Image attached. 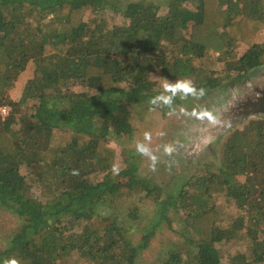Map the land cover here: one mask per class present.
I'll use <instances>...</instances> for the list:
<instances>
[{"label": "trees", "instance_id": "1", "mask_svg": "<svg viewBox=\"0 0 264 264\" xmlns=\"http://www.w3.org/2000/svg\"><path fill=\"white\" fill-rule=\"evenodd\" d=\"M125 1L0 0V209L18 221L0 264H136L174 212L188 247L173 246L162 264H264L263 119L228 134L215 173H186L170 188L137 179L133 165L115 174L108 146L132 134L128 106L160 96L155 75L200 93L264 66V0H167L163 15L157 2ZM108 9L124 23L96 19ZM124 189L154 205L136 243L99 212ZM216 196L234 200L235 216L225 219ZM231 243L240 249L221 254Z\"/></svg>", "mask_w": 264, "mask_h": 264}, {"label": "rangeland", "instance_id": "2", "mask_svg": "<svg viewBox=\"0 0 264 264\" xmlns=\"http://www.w3.org/2000/svg\"><path fill=\"white\" fill-rule=\"evenodd\" d=\"M143 1L159 3V15H163L168 4L167 0ZM122 2L117 3L116 7L120 9L121 5L124 7ZM90 16L91 14L88 13L85 19L90 20ZM96 19H106L109 27L124 23L122 12L114 13L113 9L100 12ZM256 42H264V33L257 35ZM245 49L244 46H239L235 50V57L243 54ZM206 60L212 61L208 57L195 64L204 65L202 62ZM232 60L233 58L229 62ZM32 72L33 67L27 66L19 75L14 87L8 92L11 100L17 101L20 98L23 84L32 77ZM262 75H264V66L252 70L244 77L232 72L230 78L225 79L216 89L200 93H194L187 81L162 80L155 75L153 79L157 81L156 89L159 90L157 93L160 96L153 98L150 103L128 106L132 134L130 137L120 138L111 136L108 140V146L116 150L115 174L133 165L136 168L137 179L151 180L156 185L164 188L169 185L170 188L179 178L183 179L186 173L188 179L192 176L215 173L216 166L213 163L228 134L232 130H241L250 121L264 120V116H249L246 120L233 125L232 129L217 139L206 129L210 121L218 117L222 110L224 111L236 94L243 99L246 96L244 93L247 94L249 89L256 87V82ZM73 91H80V88L75 87ZM231 105L233 106V103ZM222 121L227 122L224 117ZM213 203L221 208L225 219L235 216L233 199L216 196ZM153 209L154 205L144 198L143 191L125 189L122 195L104 197L99 205V212L105 216H113L126 229L127 237L133 243L142 236V230L150 221ZM14 217L11 213L0 209V252L7 246L10 235L18 228V221ZM183 221V216L174 212L171 227L163 222L155 231L148 248L140 254L136 264H162L173 246L188 247L181 234ZM239 249L238 244L231 243L221 246L220 251L221 254L228 255ZM76 258L74 256L73 261ZM67 264L72 263L68 260Z\"/></svg>", "mask_w": 264, "mask_h": 264}, {"label": "water", "instance_id": "3", "mask_svg": "<svg viewBox=\"0 0 264 264\" xmlns=\"http://www.w3.org/2000/svg\"><path fill=\"white\" fill-rule=\"evenodd\" d=\"M256 83H254L256 87L248 90L249 93H244L246 96L243 99H240L236 94L231 103L224 108V111L222 110L218 117L210 121L206 131L211 133L215 139L249 116H264V75ZM223 117L227 122L222 121Z\"/></svg>", "mask_w": 264, "mask_h": 264}, {"label": "built area", "instance_id": "4", "mask_svg": "<svg viewBox=\"0 0 264 264\" xmlns=\"http://www.w3.org/2000/svg\"><path fill=\"white\" fill-rule=\"evenodd\" d=\"M6 112H7V111H6L5 108H2V109H1V113H2V114H6Z\"/></svg>", "mask_w": 264, "mask_h": 264}, {"label": "clouds", "instance_id": "5", "mask_svg": "<svg viewBox=\"0 0 264 264\" xmlns=\"http://www.w3.org/2000/svg\"><path fill=\"white\" fill-rule=\"evenodd\" d=\"M5 109H6V111H7V108L6 107H4ZM0 111H1V109H0ZM7 113V112H6ZM3 116H6L7 114H2Z\"/></svg>", "mask_w": 264, "mask_h": 264}]
</instances>
